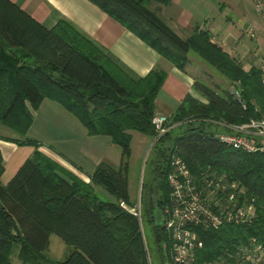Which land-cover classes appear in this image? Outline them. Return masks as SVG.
Returning <instances> with one entry per match:
<instances>
[{"label":"trees","instance_id":"obj_1","mask_svg":"<svg viewBox=\"0 0 264 264\" xmlns=\"http://www.w3.org/2000/svg\"><path fill=\"white\" fill-rule=\"evenodd\" d=\"M86 1L178 71H184L192 54L232 90L193 81L198 98L186 94L165 117L166 132L157 136L151 119L163 71L155 68L137 77L69 23L58 21L46 29L9 0H0V127L16 136L0 140L32 148L11 179L0 183V264H10L13 246L20 264H148L137 217L119 206L133 208L126 183L130 131L152 142L139 217L151 227L161 264L169 259L171 242L153 226L152 212L168 202L166 178L173 156L194 178L208 170L237 183L254 207L249 223L199 230L197 262L224 257L249 239L264 243V154L231 150L214 138L227 132L223 126L264 120L260 69L244 71L206 30L193 27L180 39L160 17V8L171 0ZM43 100L59 105L87 136L107 137L119 149L117 166L98 162L85 183L39 152L40 143L26 133ZM93 187L112 201L99 199ZM50 234L72 248L61 261L43 253Z\"/></svg>","mask_w":264,"mask_h":264},{"label":"crops","instance_id":"obj_2","mask_svg":"<svg viewBox=\"0 0 264 264\" xmlns=\"http://www.w3.org/2000/svg\"><path fill=\"white\" fill-rule=\"evenodd\" d=\"M9 1L46 29L53 27L58 21L69 23L95 46L108 53L137 77H143L155 68L163 71L166 77L154 100V114L169 116L186 94L198 98L191 89L194 80L187 72L188 66H185L184 71H178L86 0ZM200 4L206 3L202 0H171L169 6L160 8V17L180 39L188 37L193 27H197L198 30H206L209 34L212 29L216 32V25L212 23L210 16L206 17L203 13H198ZM210 37V41L220 47L230 57L239 58L245 55L243 51L238 50L237 44L240 47L239 42L237 44L233 42L232 50L227 47V35L219 37L216 32V34H210ZM235 53L239 56H235ZM242 69L244 71L247 70L243 65ZM52 103L48 100L41 101L37 110L32 113V117L34 119L35 114L40 112H53L59 113L65 119L64 127L67 130V144L69 150H71L70 159L72 163L75 162L73 166L79 167V170H81V166L85 167V169H82L84 173H82L83 171L81 173L78 172L66 163L58 161L56 163L83 182L88 183V176L95 165L100 161L107 162L103 155L99 153L98 144L103 143L106 145L107 143L109 146L110 142L102 139L104 136H87L82 126L80 128L73 120L68 118L67 114L64 116ZM2 131L7 133V135H4ZM8 133L11 132L0 127V138H10L9 135L12 134ZM128 133L131 136L132 132ZM73 136H78L81 144L75 143L72 145ZM147 145L150 147L151 140L147 142ZM31 153V147H18L10 142L0 140V155L3 167L0 183L2 185H5L11 179L19 166ZM41 153L46 155L43 151ZM47 156L55 162V158ZM107 163L109 164L110 162L108 161Z\"/></svg>","mask_w":264,"mask_h":264},{"label":"built area","instance_id":"obj_3","mask_svg":"<svg viewBox=\"0 0 264 264\" xmlns=\"http://www.w3.org/2000/svg\"><path fill=\"white\" fill-rule=\"evenodd\" d=\"M264 27V0H251ZM251 37V30L246 33ZM260 67L264 84V65ZM166 118L154 114L151 124L157 136L166 132ZM227 132L214 138L224 147L246 154H264V120H249L240 125L223 126ZM169 188L168 202L160 210L161 228L170 238V254L165 264H264V243L249 239L236 245L224 257L212 262H197L196 252L202 248L201 231L216 229L223 224H246L254 215L252 200L243 197L237 183L215 176L214 172H201L194 178L185 163L173 156L166 178ZM119 206L138 218V210Z\"/></svg>","mask_w":264,"mask_h":264},{"label":"rangeland","instance_id":"obj_4","mask_svg":"<svg viewBox=\"0 0 264 264\" xmlns=\"http://www.w3.org/2000/svg\"><path fill=\"white\" fill-rule=\"evenodd\" d=\"M202 1H204L207 5L200 4L198 13H203L206 17L210 16L212 23L216 25V32L218 33L219 37H225V35H227V47L230 50L233 48V42L236 44L239 42L240 47L237 44L238 50H241L245 53L243 57L231 58L236 60L241 66L243 65L247 70L251 66L258 67L260 69L259 64L257 65L255 62L256 60H260L262 61V65H264V27L261 23L260 17L253 7L252 1ZM249 29L251 30V37L246 34ZM216 32L212 29L210 34H216ZM235 56L239 55H236L235 53ZM187 61V72H189L194 81L203 83L211 88L217 87L227 89L229 91L232 90L224 78L200 62L194 55L188 54ZM52 104L55 106V108H58V110H60L64 116L67 114L68 118L73 120L75 124L82 128L81 125L72 116L66 113L59 105L56 103ZM64 120L65 119H63L59 113H37L35 114L31 128L26 133V137L40 143L38 151H43L46 154L45 156H52L56 159L55 162L58 161L61 163H66L76 169L78 172L81 173V171H83L82 173H84V170L82 169H85V167L81 166L82 168L79 170V167L73 166V163L75 162L72 163V160L70 159L71 150H69L67 144L68 137L67 130L64 127ZM4 129L5 128H3V130ZM2 132L4 135H7V133L4 131ZM9 136L10 138H16V136L13 134ZM73 137L74 141L71 142L72 145L75 143L78 145L81 144V141L78 140V136ZM102 139L110 142L108 141L109 139L107 137H103ZM149 140V138L135 132H132L130 136L129 148L131 149V155L128 159V170L126 175L127 194L130 202L133 203V207L138 210L137 222L146 251L148 264H161L157 255L151 227L144 220L141 221L139 217L140 200L143 197L142 195L140 198L141 194H143V192H141V186L143 183H147L150 179L147 165L145 163L148 157L149 149L152 145V142L150 147L147 145ZM98 148L99 153L103 155L104 159H106L107 162L109 161L111 166L116 167L119 158V149L110 143L109 146L107 143L106 145L99 143ZM93 191L99 199L112 201V197L105 193L101 188L93 187ZM71 250V247L65 246L56 236L50 234L48 237L47 247L43 253L52 260L61 261ZM15 254L16 247L13 246L9 254L10 264H20L16 260Z\"/></svg>","mask_w":264,"mask_h":264},{"label":"water","instance_id":"obj_5","mask_svg":"<svg viewBox=\"0 0 264 264\" xmlns=\"http://www.w3.org/2000/svg\"><path fill=\"white\" fill-rule=\"evenodd\" d=\"M152 220H153V226L154 227H160L161 226L160 211L157 207H154V209H153Z\"/></svg>","mask_w":264,"mask_h":264}]
</instances>
